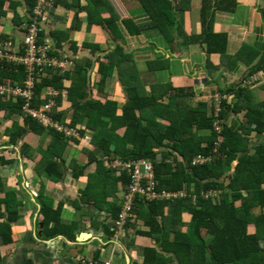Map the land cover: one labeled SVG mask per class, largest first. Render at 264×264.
<instances>
[{"label": "crops", "instance_id": "0c3cea01", "mask_svg": "<svg viewBox=\"0 0 264 264\" xmlns=\"http://www.w3.org/2000/svg\"><path fill=\"white\" fill-rule=\"evenodd\" d=\"M94 1L107 2L111 8L109 5L93 6ZM35 2L0 0V48L9 52H12V48H8L7 44H11L13 49L22 48ZM174 2L178 8L181 0ZM191 5L193 9L184 19L185 32L189 36L197 34L202 3L201 0H192ZM216 5L215 32L227 34V55L235 56L243 46H247L256 52L258 58L248 55L243 62L229 70L223 58L204 53L202 46L199 52L196 47L197 51L185 55L175 45L172 48L166 44L154 46L151 43L153 40L149 41L145 35H131L125 24L128 20H133L137 25L148 22L147 15L135 0H55L54 7L47 11L46 23L42 25V42L50 49L51 56L63 64L57 68L59 73L64 74V88L56 111L65 110L67 114L64 120L67 122L76 115L78 105L87 100L101 101L105 105L117 102L122 108L130 96V90L124 83L125 75L135 78L136 81L130 86L141 95L157 97V107L168 103L164 96L170 90L185 106L197 108L203 105L212 112L216 94L227 96V102L232 103L233 94L225 92L235 89L243 76L250 81L256 79L249 88L251 97L254 102L264 103V69L255 70L250 77L247 71L251 72L255 65H259V58L264 56V0H237L232 14L216 13ZM110 9L120 18L115 23L119 27L120 38L107 26L108 20L114 18ZM238 9L243 15L241 22L234 19ZM164 52L165 55L168 53V58H156L160 53L164 56ZM101 60L107 66H111L113 61L123 60L127 68L121 71L118 65L111 69L106 66L101 70L104 72L107 69L104 76L99 72ZM0 62L16 65L7 60ZM103 77L105 82H102ZM47 89L50 88L43 90V98ZM185 109L188 110L187 107ZM243 113L227 114L222 121L227 126L232 123L239 125V121L244 120ZM6 114L5 111L0 112V159L6 162L0 163V264H79L82 258L112 259L116 264H145L146 259L151 260L156 254L158 259L154 258L152 264L199 263L196 257L198 252L200 255L205 253V246L197 248L195 235L189 233L187 237L192 245L193 258L186 259L185 249H181L180 244L176 245L175 251L167 250L174 248L176 237L188 232L185 226L191 221L188 211H181L175 219L174 222L179 221L180 226L170 227L172 222L167 223L168 233L156 232L150 237L139 233L150 231L146 221L148 207H135L136 212L128 225L117 233L124 197L131 186L124 185L123 174L115 172L112 176L121 179L115 183L110 181L106 191L102 185L87 194L91 176L98 167L92 164L86 169L90 162L87 151H93L104 162L110 160L100 147L94 145V131L88 124L87 116L81 125L86 130L85 135L79 133L80 141L66 147L62 155L65 160L64 176L54 181L44 172L46 163L43 152L50 144V137L47 134L40 137L34 133H24L16 144H11L8 130L14 123L23 125L24 118L19 114L8 118ZM125 132L126 127H122L116 131V135L123 137ZM199 134L208 136L210 132L202 130ZM251 137V145L264 141L261 134L253 133ZM24 144L30 148L28 155L23 149ZM112 147V150L116 149V145ZM129 148L133 149V146L129 145ZM43 202L54 210H60V226L55 227L51 223L46 227L42 214ZM157 203L166 204L163 209L159 207L156 210V213L159 212L156 218L161 222L163 217L160 213L173 214L172 202ZM257 212L260 214L259 210ZM54 229L56 234H53ZM250 232H255V226L250 228ZM164 240L168 244L172 242L166 245V249L160 248L157 242ZM204 240L207 243L208 239L204 237ZM259 243L264 248V240L261 239ZM258 258L253 256V264H260L256 261ZM262 259L264 262V255ZM200 264H203L201 260Z\"/></svg>", "mask_w": 264, "mask_h": 264}, {"label": "trees", "instance_id": "16d2710c", "mask_svg": "<svg viewBox=\"0 0 264 264\" xmlns=\"http://www.w3.org/2000/svg\"><path fill=\"white\" fill-rule=\"evenodd\" d=\"M135 1L148 17V22L141 25H137L133 20L125 21L130 34L135 37L145 35L149 41L161 38L168 48L175 45L176 49L184 48L188 51H197L198 48L199 52L202 46L208 55L216 54L223 58L224 65L229 70L239 62H243L248 55L251 57L255 55L254 58H258L256 52L247 46H243L235 56H228L226 53L227 34L215 32V3H217L216 13L232 14L237 0H201V20L197 24V34L192 36L187 35L184 28L185 15L193 9L192 0H181L178 8L174 0ZM94 5L110 6L107 2L96 1ZM36 6L37 0L31 10V22L28 27L36 19L34 16ZM110 11L113 10L110 9ZM113 14L114 18L108 20L107 26L120 38L119 27L115 24L120 18L115 11ZM51 55L53 54L50 52ZM156 58L164 59L161 54H158ZM258 62L260 64L255 65L251 72L247 70L249 77L255 70L264 69V56L259 58ZM101 63L99 72L106 76L107 69L102 71L107 65H103L105 62L102 60ZM124 63L123 60L113 61L111 66L107 67L111 69L112 66L118 65L123 71L127 68ZM27 76L28 71L25 67L0 62V83L25 88ZM63 77L64 74L59 73L57 68L42 71L34 87L31 107L39 110L51 99L47 91L55 90L59 94L54 98L55 103L49 113L54 122L74 129L84 136L86 130L82 129L81 125L84 117H88V122H90L88 124L94 131V145L100 147L110 160H105L107 163L105 165V162L100 160L93 151H87L90 162L86 169L92 164L98 165L97 171L91 176L87 194L90 191H96L102 185L106 191L110 181L114 183L120 181L121 178L112 176L115 172L123 174L124 185L128 187L132 185L134 182L132 172L129 169L111 168V163L117 160L123 162L152 161L155 166L156 189L173 193L184 192L186 195L171 201L165 200L172 202L173 211L170 215L159 214L163 217L161 222L165 225L157 220L159 212L156 213V210L159 207L163 209L166 204L157 203L160 201L149 202L148 199L137 196L132 216L136 212L135 207L147 206L149 211L146 221L150 231L139 232L141 235L153 237V233L156 232L168 233L167 223L172 222L170 227L180 226L179 221L174 222L175 219L179 217L181 211H188L191 213V221L185 225L188 232L176 237L174 248L167 250L175 251V248L177 250L176 245L180 244L181 249H185L186 259L193 258L192 245L187 239L190 233L197 238L198 249L205 246L203 249L205 253L202 252L200 255L198 252L196 257L199 260L198 264L200 260L203 264L205 262L206 264H253V256H259L256 261L264 264L262 259L264 248H261L259 243L261 239L264 240V141L251 145L253 133L264 135V103L254 102L252 99L249 88L253 82L247 80L248 77L243 76L235 89L226 90L225 93L233 94L232 103L227 102L229 100L227 96L219 94L225 97L221 101L219 110H217L215 95L213 109L210 112L203 105L197 108L185 106L183 102L178 101L179 98L177 99L174 91L170 90L164 96L168 103L157 107L155 105L157 97L141 95L130 86L136 81L135 78L133 76H127V78L125 75L124 83L130 90V96L129 101L122 108L117 102L105 105L101 101L87 100L78 105L76 115L74 114L73 119L67 122L64 120L67 112L65 110L56 111V105L61 102V92L64 88ZM102 82H105L104 77ZM46 87L50 89L46 90L43 98L42 93ZM24 105L25 100L22 97L9 98L0 95V112L5 111L8 118L17 114L24 118L23 125L14 123L13 127L8 130L10 143L16 144L24 133H34L40 137L47 134L50 137V144L44 152L42 151L46 163L44 172L52 180H60L65 173V160L62 155L70 143L80 141V134L77 138L68 136L64 131H59L53 126L45 127L25 111ZM186 107L188 110L185 109ZM240 112H244L242 114L244 120L241 119L239 125L232 123L227 126L222 121L227 114L236 115ZM216 123L219 131L215 129ZM122 127H126L125 135L117 136L116 131ZM202 130H209L210 134L202 136L199 134ZM113 145H116L115 150H112ZM129 145H132L133 149H130ZM23 149L28 155L29 146L24 144ZM199 156L205 157L207 162L194 164V160ZM0 163L5 164L6 162L1 158ZM230 169H233L232 172H229ZM208 192H213L215 195L212 196ZM203 194H208V197L205 198ZM42 206L43 222L46 227L51 223H54L55 227L60 226V210H54L46 202H43ZM253 226H255V232L251 233L250 228ZM55 231L56 229L53 234H56ZM116 232L121 231H118L116 227ZM204 237L208 239L207 243ZM157 242L162 249H166V245L172 243L168 244L165 240ZM206 250L209 252L207 253ZM154 258L157 260L158 254L154 255L151 260L146 259L145 264H152Z\"/></svg>", "mask_w": 264, "mask_h": 264}, {"label": "built area", "instance_id": "2783aa9c", "mask_svg": "<svg viewBox=\"0 0 264 264\" xmlns=\"http://www.w3.org/2000/svg\"><path fill=\"white\" fill-rule=\"evenodd\" d=\"M54 0H37V6L34 10L35 20L28 27L27 33L24 36L21 49H13L11 44H7L8 48H12V52L5 51L0 48V60H7L8 62L25 67L28 71L26 87H13L11 85L0 84V95L11 97H22L25 100L24 109L32 116L38 118L45 126H53L59 131H64L68 136L79 138V133L68 127H64L58 122H54L49 113L55 103V97L58 92L55 90L47 91V95L51 99L41 107L39 110L33 109L31 103L33 100V91L39 74L48 68H59L63 64L50 56V49L42 42L41 33L43 25L46 22V12L54 5ZM207 159L198 157L194 160V164H200ZM119 170L129 169L134 177V182L130 186V190L125 196L123 212L117 222V230L122 231L133 211L135 198L140 195L149 198L150 200H166L171 201L176 198H182L186 194L184 192L171 193L165 190L159 191L156 189L155 171L152 163L148 161H132L121 162L117 161L114 165ZM205 198L208 194H203ZM79 264H115L112 259L94 260L90 258H82Z\"/></svg>", "mask_w": 264, "mask_h": 264}, {"label": "bare ground", "instance_id": "6f19581e", "mask_svg": "<svg viewBox=\"0 0 264 264\" xmlns=\"http://www.w3.org/2000/svg\"><path fill=\"white\" fill-rule=\"evenodd\" d=\"M256 79H254V81H255ZM254 81H252V82H254ZM58 92V91H57ZM58 94H59V92H58ZM225 97H222V96H220L219 94H216V99H217V102H216V105H217V110H219V106H220V104H221V101H222V99H224ZM28 113V112H27ZM28 114H30V113H28ZM31 115V114H30ZM34 117V116H33ZM34 118H36V117H34ZM37 120H39L38 118H36ZM39 122H40V120H39ZM45 126V125H44ZM45 127H47V126H45ZM48 127H51V126H48ZM215 129L217 130V131H219V126H218V124L216 123L215 124ZM117 161H121V160H117ZM116 161V162H117ZM115 162V163H116ZM121 162H123V161H121ZM205 162H207V160L205 161ZM205 162H203V163H205ZM115 163H111L110 164V167L112 168H115L114 167V165H115ZM125 163V162H124ZM150 163H152L153 164V166H154V163L152 162V161H150ZM203 163H200V164H203ZM116 169H118V168H116ZM154 171H155V166H154ZM156 174V173H155ZM171 193H173V192H171ZM176 193H179V192H176ZM208 194H210V195H212V196H214L215 195V193H213V192H208ZM138 196H140V195H138ZM141 197H144V196H141ZM144 198H146V199H148L149 201H165V200H150L149 198H147V197H144ZM176 199H178V198H176ZM135 204V203H134ZM132 218V214H131V217H130V219ZM130 219H129V221H130ZM129 221H128V223H129ZM128 223H127V225H128ZM126 225V226H127ZM84 238H88V237H84ZM113 262H114V260H113ZM115 263V262H114ZM116 264V263H115Z\"/></svg>", "mask_w": 264, "mask_h": 264}, {"label": "rangeland", "instance_id": "374dc122", "mask_svg": "<svg viewBox=\"0 0 264 264\" xmlns=\"http://www.w3.org/2000/svg\"><path fill=\"white\" fill-rule=\"evenodd\" d=\"M236 12H237V14L235 15V17H234V19L237 21V22H241V21H243L242 20V18H243V15L242 14H240L239 13V9L238 10H236ZM188 35V34H187ZM147 41H148V39H147ZM152 44H154V45H157V44H163L162 46H164L165 44H164V41L160 38V39H158V40H153V42H151ZM165 48H167V47H165ZM180 50H181V52L185 55V54H187L188 52H190V51H188V49H184V48H180ZM173 53V52H172ZM196 53V52H195ZM205 53V52H204ZM161 54V53H160ZM166 53L164 52V59L167 57L168 58V53H167V55H165ZM197 54V53H196ZM162 55V54H161ZM163 64V63H162ZM172 68H171V65H170V70H171ZM120 132L121 131H119V134H120ZM123 132V131H122ZM256 136V135H255ZM107 164V163H106Z\"/></svg>", "mask_w": 264, "mask_h": 264}]
</instances>
